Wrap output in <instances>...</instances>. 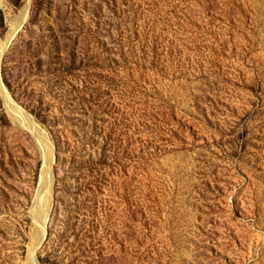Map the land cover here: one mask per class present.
Wrapping results in <instances>:
<instances>
[{"label":"rangeland","instance_id":"374dc122","mask_svg":"<svg viewBox=\"0 0 264 264\" xmlns=\"http://www.w3.org/2000/svg\"><path fill=\"white\" fill-rule=\"evenodd\" d=\"M1 78L0 264H264V0H30Z\"/></svg>","mask_w":264,"mask_h":264},{"label":"water","instance_id":"95a60500","mask_svg":"<svg viewBox=\"0 0 264 264\" xmlns=\"http://www.w3.org/2000/svg\"><path fill=\"white\" fill-rule=\"evenodd\" d=\"M28 10H29V6L28 8L25 10L23 8V10L20 11L19 15L17 16V18L15 19L14 23L12 24V30H11V34L8 35V40L6 42L8 43H3L0 48H1V60H0V96L3 98L5 105H7L9 107V109H14V106L10 103V101L8 102V100L6 98H4L3 95V91H5L4 85H3V81L1 78V68H2V63H3V59L5 57V53L7 51V49L9 48V45L11 44L12 40L16 37L17 33L20 31V29L23 27L25 21H26V17L28 14ZM6 93V92H5ZM32 131L35 133L36 135V130L34 131V129L31 126ZM53 159H51L50 163L52 164ZM46 166V164H45ZM51 170H46L44 169L42 172V179L44 178L46 183L49 184L50 180L49 178L51 177ZM37 206H39V204H36ZM50 206H43L41 209V214H40V218H39V222L40 225L42 227V230L40 232L36 233L35 239L36 240H40L42 241V243L47 239L48 237V231H47V226L50 220Z\"/></svg>","mask_w":264,"mask_h":264},{"label":"bare ground","instance_id":"6f19581e","mask_svg":"<svg viewBox=\"0 0 264 264\" xmlns=\"http://www.w3.org/2000/svg\"><path fill=\"white\" fill-rule=\"evenodd\" d=\"M29 4H30V0L27 1L26 5H25V7H24L25 10L28 8ZM12 31H13V30H12ZM10 34H11V33H10ZM6 43H8V42H6ZM1 46H3V45L0 44V47H1ZM0 60H1V48H0ZM2 96H3L4 98H6V99L8 100V102H9V101L11 102L9 96L7 95V93H5V91H3V95H2ZM36 241H37L36 245L33 246V248H32V253H33V255H34V258H33V261H32L33 264H39L38 261L35 259V254H36V251L39 249L40 245L42 244V241H40V240H36Z\"/></svg>","mask_w":264,"mask_h":264}]
</instances>
